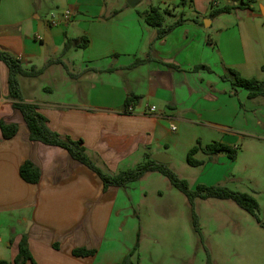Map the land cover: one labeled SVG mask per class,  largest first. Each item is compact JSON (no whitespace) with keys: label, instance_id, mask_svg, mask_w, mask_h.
<instances>
[{"label":"crops","instance_id":"0c3cea01","mask_svg":"<svg viewBox=\"0 0 264 264\" xmlns=\"http://www.w3.org/2000/svg\"><path fill=\"white\" fill-rule=\"evenodd\" d=\"M127 1L0 0V51L26 69L55 62L39 78L19 77L24 102L39 108L53 132L82 140L95 163L112 174L148 160L179 173L175 162L188 165L198 141L202 147H238L244 139L263 145L264 98L250 99L221 76L233 69L264 81V0H148L143 10L146 0L135 8ZM153 7L171 12L166 26L181 13L185 23L157 39V30L140 16ZM224 7L234 9L211 17ZM66 10L70 21L62 17ZM52 14L59 25L49 24ZM66 43L71 47L63 53ZM137 59L148 61L128 69ZM199 66L212 72L196 71ZM8 79L0 62V120L19 127L10 140L0 129V261L13 264L26 237L37 264L124 262L137 244L135 185L151 178L164 182L163 175L150 173L138 184L104 192L100 177L65 149L30 140L9 99ZM130 93L141 99L125 115ZM196 158L205 161L192 167L199 173L196 187L224 184L237 162L225 154L208 161L199 152ZM26 161L41 171L36 185L20 177ZM80 248L96 254L74 256Z\"/></svg>","mask_w":264,"mask_h":264},{"label":"rangeland","instance_id":"374dc122","mask_svg":"<svg viewBox=\"0 0 264 264\" xmlns=\"http://www.w3.org/2000/svg\"><path fill=\"white\" fill-rule=\"evenodd\" d=\"M154 3L160 4L159 0ZM147 6L148 0L139 8ZM251 143L248 139L240 142L233 175L219 186L253 194L264 220V144ZM175 163L180 171L175 173L195 189L198 170L178 159ZM161 178L164 182L151 178L143 181L141 188L135 185L134 194L140 198L139 216L134 220L138 249L126 260L134 257L136 264H207L210 257L213 264H264V229L246 211L230 200L197 199L192 206L167 178Z\"/></svg>","mask_w":264,"mask_h":264},{"label":"trees","instance_id":"16d2710c","mask_svg":"<svg viewBox=\"0 0 264 264\" xmlns=\"http://www.w3.org/2000/svg\"><path fill=\"white\" fill-rule=\"evenodd\" d=\"M233 7H224L216 9L211 12V17H217L222 14L230 13ZM172 15L169 10H161L158 7H153L149 11L140 14L145 23L157 30V39H162L170 34L173 30L185 23L184 14L178 15V19L172 25H165L166 17ZM176 17V15H175ZM87 46L84 44L83 47ZM70 44L66 43L64 52L70 49ZM59 61V60H58ZM147 59H137L128 69H134L141 65H144ZM0 62H3L9 69V99L14 101L13 107L23 115L24 121L30 132V140L32 142H40L47 146H55L65 149L73 160L85 165L94 173H96L104 184V192L110 188H125L131 183H135L143 179L147 174L160 173L171 183L173 187L183 193L189 203L193 206L195 200L202 199H217V200H230L233 201L242 210L246 211L252 218L256 220L258 225L264 229V220L261 218L260 206L254 197V195L248 193L233 192L224 186H206L198 185L196 189L192 190L186 179L179 177L175 171L166 165L159 164L155 161L148 160L146 163L138 166L135 169H129L126 171L112 174L108 171L100 168L95 161L89 156L86 147L82 140H73L69 136L61 135L53 132L48 127L47 118L42 115L39 108L36 105L28 104L24 102L22 91L20 88L19 77L25 78H39L43 75L45 69L55 63L54 61L48 62V64L37 69L32 67L26 69L22 62L13 57L12 55L0 51ZM205 69L209 72L212 70L206 66H199L195 70ZM264 70V66H263ZM221 79L226 82H230L233 89L237 90L242 88L248 92L250 99L264 98V81L260 82L256 79L243 78L237 71L233 69H227L221 76ZM141 97L133 93H130L126 99L122 114L129 115L132 112L129 109H133L139 103ZM0 129L4 140H10L18 133L19 127L16 124H10L4 120H0ZM202 152L207 156L208 161H212L216 156L220 154L227 155L232 161H235L239 155V148L224 144L222 142H214L210 145L202 147L200 141L194 146L188 153L187 163L190 167L202 166L205 161L198 160L196 155ZM20 177L28 184L36 185L41 180V171L32 162L26 161L20 167ZM196 231L200 232L197 224L195 223ZM138 244L132 251L131 255L137 252ZM96 254L95 250H87L84 248L75 249L73 255L76 257H89ZM0 264H12L6 261H0ZM13 264H37L30 253L28 240L24 237L19 246L18 256ZM119 264H135L132 261L125 260ZM207 264H213L210 257H208Z\"/></svg>","mask_w":264,"mask_h":264},{"label":"built area","instance_id":"2783aa9c","mask_svg":"<svg viewBox=\"0 0 264 264\" xmlns=\"http://www.w3.org/2000/svg\"><path fill=\"white\" fill-rule=\"evenodd\" d=\"M62 17L65 21H70L73 18V14L70 10H66L63 14ZM49 24L52 26H57L60 24L59 16L57 14H52L51 17L49 18ZM156 110L155 107L151 108V111L154 112ZM130 112H133V108L131 107L129 109ZM175 130V128H173ZM1 242V239H0Z\"/></svg>","mask_w":264,"mask_h":264},{"label":"water","instance_id":"95a60500","mask_svg":"<svg viewBox=\"0 0 264 264\" xmlns=\"http://www.w3.org/2000/svg\"><path fill=\"white\" fill-rule=\"evenodd\" d=\"M143 0H128L127 3L131 8H135L138 4H140ZM160 161V160H159ZM161 163H165L164 161H160Z\"/></svg>","mask_w":264,"mask_h":264}]
</instances>
